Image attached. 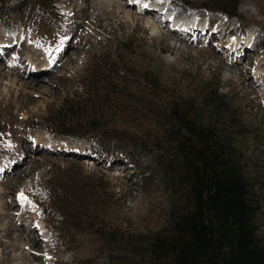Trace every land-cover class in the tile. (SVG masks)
I'll return each instance as SVG.
<instances>
[{
  "label": "rangeland",
  "instance_id": "rangeland-1",
  "mask_svg": "<svg viewBox=\"0 0 264 264\" xmlns=\"http://www.w3.org/2000/svg\"><path fill=\"white\" fill-rule=\"evenodd\" d=\"M22 1L0 9V264H122L101 259L103 241L97 229L139 235L168 228L172 210L181 203L180 188L177 184L172 190L158 175L162 152L154 138L161 135L158 124L166 122L172 101H192L203 109L210 93L219 91L222 101L210 103L214 106L204 117L233 134L242 164L257 182H264V76L256 74L264 73V0H241L234 18L206 10L202 5H214L205 0H165L182 12L196 8L204 21L218 15L228 21L227 26L212 23L215 31L225 27L230 36L210 37L214 31H208L199 40L201 34H178L188 44L186 50L165 23L160 24L161 35L152 34L146 23L153 16L139 15L137 6L129 7L125 0H46L45 12L37 8L35 18L22 9ZM234 2L216 5L232 11ZM233 23L238 31L232 30ZM251 31L255 43L245 53L250 65L247 60L238 65L248 69L250 86L229 70L242 52L231 55L226 46L235 34L243 38L249 32L250 37ZM107 74H113L116 91L93 94V78ZM153 78L154 86L149 82ZM33 80H40V86L25 87ZM119 89L148 99L149 106L123 102L116 94ZM86 91L91 93L85 97L89 107L77 111V118L144 142L102 145L100 130L65 137L54 126L48 129L46 121L54 111ZM235 123L248 127L249 133H237ZM15 162L26 173L8 181L15 174L1 171L8 163L16 169ZM51 183L54 191H61L58 205L55 192L47 188ZM255 199L262 208L257 222L264 233V190ZM2 207L17 213L10 219L18 226L12 227L13 234L1 232L6 219ZM23 234L28 245L19 242Z\"/></svg>",
  "mask_w": 264,
  "mask_h": 264
},
{
  "label": "trees",
  "instance_id": "trees-1",
  "mask_svg": "<svg viewBox=\"0 0 264 264\" xmlns=\"http://www.w3.org/2000/svg\"><path fill=\"white\" fill-rule=\"evenodd\" d=\"M13 1L0 0V9ZM205 1L214 5H202L206 10L222 11L231 18L238 17L237 7L241 0H234L232 11L229 7L216 5L222 1L229 4L232 0ZM187 2L183 1L184 5L190 7L191 4ZM45 3L46 0H23L20 6L33 13L35 18L37 8L45 12ZM97 77L93 78V94L105 92L113 95L116 91L113 74ZM149 82L154 86L157 79ZM86 87L83 85L81 90ZM87 94L86 91L84 97L76 95L67 98L46 121L48 129L54 126L58 132L56 134L65 137L85 136L88 129L93 132L100 130L102 145L111 141L128 146L129 141L137 139L144 142L142 138L130 137L125 131L103 128L95 120L77 118V111L84 112L83 109L89 107L85 98ZM116 94L121 96L123 102L127 100L142 108L149 106L148 99L138 100L121 89ZM220 96L219 91H212L206 101L209 103L203 109L196 107L192 101L171 102V108L164 115L166 122L158 124L161 135L154 138V145L162 152V156L158 157L157 173L172 190L179 184L177 188H180L178 195L181 203L172 210L169 227L160 231L124 235L121 231L97 229L103 241L100 246L104 262L264 264V233L260 232L257 222L262 208L255 199L257 191L264 190V182H257L255 175L242 164V155L233 134L219 129L214 122H207L204 117L209 112L208 107L214 106L210 103L222 101ZM153 111H158V108H153ZM235 127L241 135L250 131L239 123H235ZM47 188L55 192L54 205H58L61 191H54L56 187L53 183Z\"/></svg>",
  "mask_w": 264,
  "mask_h": 264
},
{
  "label": "bare ground",
  "instance_id": "bare-ground-1",
  "mask_svg": "<svg viewBox=\"0 0 264 264\" xmlns=\"http://www.w3.org/2000/svg\"><path fill=\"white\" fill-rule=\"evenodd\" d=\"M90 1H92V0H88L87 2L88 3H90ZM93 1H95V0H93ZM107 1V0H106ZM126 1V5H128L129 7H132L133 6V8L135 7V6H137V11H138V14L139 15H142V14H144V13H146L148 16H153V18L152 19H148V21H147V25H148V27H150L151 28V30H152V34H158V35H161V30H160V24H162V21H159V19H157V17L155 18L154 17V14L156 13V11L155 10H157V7L156 6H161L162 4H161V2H158V3H155V5L156 6H154L153 4H151V3H149L147 0H125ZM96 4V3H95ZM91 5V4H90ZM92 5H94V2H93V4ZM99 5V4H98ZM98 5H96V6H98ZM110 5H112V4H110ZM145 5V6H144ZM87 6H89V5H87ZM100 6V5H99ZM102 6V5H101ZM108 6V5H107ZM89 9V8H88ZM87 9V10H88ZM109 9V8H108ZM158 12V11H157ZM197 12H199V11H187V12H182L181 10H178V12L177 11H175L174 9H172V8H170L168 11H167V17H169L170 19H173V21H174V23H175V26L177 27V26H180V25H183L184 24V26H186V25H188V24H191V26H192V28H194L195 26H198V27H200L201 29H204V27L202 26L203 24H205V26L207 25V23L210 21V22H212V21H214V20H217V21H219V22H223V24L222 25H224V26H227L228 25V21H227V19H225V17H223L222 15H218V16H214V17H212V16H210V18H208L207 20H202V19H200V17L198 16V14H197ZM87 13V12H86ZM89 15V14H88ZM179 15H181V17L179 18ZM146 16V15H145ZM148 16H146V17H148ZM225 16V15H224ZM132 19V17L130 16V20ZM89 20V19H88ZM83 21V20H82ZM163 21H165V23L166 24H168L169 23V21H167V20H163ZM88 24H89V21H88ZM233 25H234V27H233V29L232 30H237L238 31V26H237V24L236 23H233ZM173 27H174V25H172ZM225 28V27H224ZM224 28H222V29H219V30H217V31H214V33L212 34L213 36H211V37H214V35L216 36V35H218V34H221L220 32H222V30L224 29ZM162 29V28H161ZM169 29V28H168ZM169 30H171V32H173V33H175V34H173V35H175V39H177V41H178V43H181V45L179 46L180 48H183L182 47V44H184V50H186V49H188V44L186 43V41H185V39H184V41H182V40H179V36H178V34L181 36L183 33H181L180 31H178L176 28H172V29H169ZM208 32V31H207ZM207 32L205 33V32H202V34H205V35H207ZM196 33V32H195ZM199 33H200V31H199ZM234 33H235V31H234ZM234 33H231L232 35H234ZM202 34H201V37L199 38V40L200 39H202ZM209 34V33H208ZM248 34H249V32H248ZM245 35L243 38H246V39H248V40H251L250 41V43H252V44H248L246 41L244 42V41H242L243 40V38L242 37H240V35H237V34H235L234 36H232L230 39H228V46H226V47H228L229 48V53L231 54V55H233L234 53H239V52H242V54H241V58H240V60L239 59H236V62L233 64V63H231L230 65H229V67H230V69L229 70H232L233 72H237L236 73V75L238 76V80L239 81H241V82H243L244 84H247L248 85V83H249V85L251 86V84H252V81H251V79L248 77V69L247 70H245V71H243L242 69H240L239 67H238V65H240L243 61H245L246 62V51H249L251 48L250 47H253V38H254V33L251 31V34H250V37H249V35ZM197 36H199V34L197 35ZM199 40H197L198 41V43L199 42H201V41H199ZM254 43H255V41H254ZM243 45H245V49L246 50H244L243 48H244V46ZM13 57H15V56H13ZM248 61V60H247ZM246 65H250V63H249V61L247 62V63H245ZM51 67H52V65H51ZM49 68V67H48ZM256 74H257V77H262V76H264V73H260V71H258V72H256ZM42 85V84H41ZM29 87V88H32V89H34L36 86L37 87H39L40 86V80H33V83H31V84H26L25 85V87ZM36 89V88H35ZM45 89V88H44ZM12 163V162H11ZM11 163H8V166L3 170V171H1V173L2 172H9V173H13V175H14V178L12 179V178H10V177H8V181H11V180H16V181H18L19 179H22L23 177H24V174L26 173V169H24L23 171H22V168H24L25 166L23 165L22 167L20 166V164H19V162H15V163H13V165L14 166H16L17 168L16 169H13L12 168V166L10 165ZM26 163V162H25ZM8 168V169H7ZM7 177L6 176V173L5 174H3V177ZM4 177V178H5ZM7 181V180H6ZM14 182V181H13ZM13 186L14 187H16L17 188V184H13ZM14 189V188H13ZM2 191V190H1ZM7 194H9V193H7V191H5V193L3 194V196H4V198H7L8 197V195ZM19 196H21V195H19ZM3 201V200H2ZM22 201H23V199H22ZM5 205H7L6 203H5ZM10 205H12L11 207H13V204L10 202ZM7 206H9V205H7ZM10 207V206H9ZM11 209V208H10ZM1 211H2V217H4V218H6V219H4L3 220V222H4V225H5V227H4V229H2L1 230V232L2 231H4V232H8L9 234H13V230H12V227H18L17 226V222H16V219H14V221H10V219L12 218V217H14L17 213H15L14 211H12V212H10V210L8 211V210H6L5 208H3L2 207V209H1ZM15 213V214H14ZM17 232V231H16ZM29 234H32V230L31 231H29ZM6 237V236H5ZM19 242H21V244H23V243H28V241H27V237H26V235H19ZM26 244H25V246H26ZM28 245V244H27ZM24 254L25 253H23L21 256H22V258L20 259V261H22L23 259H24ZM25 258L26 259H28L26 256H25ZM27 261V260H26ZM25 261V262H26ZM24 262V261H23ZM23 262H22V264H23ZM21 264V263H20ZM25 264H27V263H25ZM30 264V263H29Z\"/></svg>",
  "mask_w": 264,
  "mask_h": 264
},
{
  "label": "snow or ice",
  "instance_id": "snow-or-ice-1",
  "mask_svg": "<svg viewBox=\"0 0 264 264\" xmlns=\"http://www.w3.org/2000/svg\"><path fill=\"white\" fill-rule=\"evenodd\" d=\"M20 198L23 199V194H21V197Z\"/></svg>",
  "mask_w": 264,
  "mask_h": 264
}]
</instances>
